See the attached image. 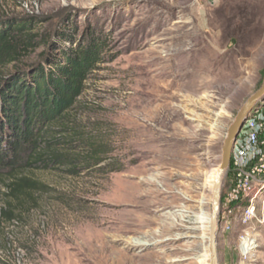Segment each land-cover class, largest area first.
<instances>
[{"label":"rangeland","instance_id":"obj_1","mask_svg":"<svg viewBox=\"0 0 264 264\" xmlns=\"http://www.w3.org/2000/svg\"><path fill=\"white\" fill-rule=\"evenodd\" d=\"M0 15L41 21L37 46L5 73L65 30L106 43L70 114L74 146L101 163L36 171L48 188L0 225V264H210L209 176L264 80V0H0ZM229 192L227 176L220 264H264V206L242 225Z\"/></svg>","mask_w":264,"mask_h":264},{"label":"trees","instance_id":"obj_2","mask_svg":"<svg viewBox=\"0 0 264 264\" xmlns=\"http://www.w3.org/2000/svg\"><path fill=\"white\" fill-rule=\"evenodd\" d=\"M40 23L34 15H0V225L15 221L19 211L46 191L36 171L64 168L77 175L101 163L82 157L74 146L79 132L70 114L103 60L104 39L90 33L77 40L65 30L57 38L47 37L37 62L2 70L19 64L37 46Z\"/></svg>","mask_w":264,"mask_h":264},{"label":"built area","instance_id":"obj_3","mask_svg":"<svg viewBox=\"0 0 264 264\" xmlns=\"http://www.w3.org/2000/svg\"><path fill=\"white\" fill-rule=\"evenodd\" d=\"M227 176L226 200L238 203L239 222L249 225L259 206H264V106L253 112L239 132Z\"/></svg>","mask_w":264,"mask_h":264},{"label":"water","instance_id":"obj_4","mask_svg":"<svg viewBox=\"0 0 264 264\" xmlns=\"http://www.w3.org/2000/svg\"><path fill=\"white\" fill-rule=\"evenodd\" d=\"M262 101H264V80L262 85L254 93H252L242 104L233 122L228 128L224 140L222 148V160L217 168L212 189V212L209 225L208 245L211 264H220L217 236L219 224L221 221V199L224 180L227 177L230 168L234 143L243 125L251 117V115L258 108V106L261 105Z\"/></svg>","mask_w":264,"mask_h":264},{"label":"bare ground","instance_id":"obj_5","mask_svg":"<svg viewBox=\"0 0 264 264\" xmlns=\"http://www.w3.org/2000/svg\"><path fill=\"white\" fill-rule=\"evenodd\" d=\"M218 166L212 169L211 174L209 176V187L212 188V189H213L214 180H215V174H216ZM210 219H211V215L209 217H203V222L206 221L210 225ZM208 239H209V234H208ZM134 244L143 245V244H146V242H143L141 240H134ZM253 244H256V242L255 241L250 242V240L246 239L245 242H244V245L242 247V250L245 253H247L252 248L251 245H253ZM254 247H256V245H254ZM209 256H210V252H209ZM210 264H211V261H210Z\"/></svg>","mask_w":264,"mask_h":264}]
</instances>
